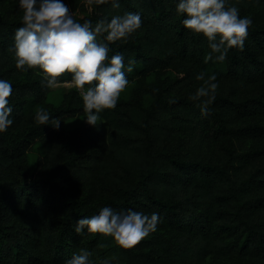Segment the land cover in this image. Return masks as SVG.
I'll return each instance as SVG.
<instances>
[{
	"label": "trees",
	"instance_id": "1",
	"mask_svg": "<svg viewBox=\"0 0 264 264\" xmlns=\"http://www.w3.org/2000/svg\"><path fill=\"white\" fill-rule=\"evenodd\" d=\"M119 2L93 0L81 22L140 12V29L109 42V56L122 52L126 66L134 62L129 84L172 68L186 74L147 102L117 101L95 126L68 129L65 122L85 114L80 92L66 89L59 103L49 102L52 87L41 83V70L16 67L23 9L18 0H0V78L13 86L14 121L0 132V264H64L81 248L97 264L103 257H115L113 264H264V153L235 146L264 143V0H229L253 23L243 50L233 46L222 62L205 61L207 39L185 28L177 0ZM199 72L219 82L207 116L190 98L203 83ZM58 80L72 82V74ZM39 108L61 117L59 129L35 120ZM84 185L104 199L93 203ZM104 205L158 212L160 222L131 248L102 233H75L79 218Z\"/></svg>",
	"mask_w": 264,
	"mask_h": 264
},
{
	"label": "clouds",
	"instance_id": "2",
	"mask_svg": "<svg viewBox=\"0 0 264 264\" xmlns=\"http://www.w3.org/2000/svg\"><path fill=\"white\" fill-rule=\"evenodd\" d=\"M93 0H89L91 4ZM98 4L109 0H95ZM119 8V0H110ZM23 9L22 25L14 32V57L21 71L39 68L46 87H55L63 73L72 74V83L80 91L84 103L86 122L95 126L104 109L115 108L120 94L129 84L128 72L133 71V61L127 66L122 52L109 56V42L125 41L142 26L140 12H125L92 20L77 19L65 0H18ZM176 12L184 16L182 24L194 33L202 34L210 51L205 61H224L233 47L243 50L249 26V16H241L240 9L229 0H177ZM203 83L191 95L202 116H207L216 99L217 75L204 72L196 74ZM87 85V87H85ZM13 86L0 78V132L13 124V108L9 97ZM40 124L50 123L59 129L61 117H53L46 108L35 112ZM160 214L137 211L132 208L116 210L110 205L99 208L96 214L79 218L74 231L77 234L102 233L114 238L122 248H131L156 230ZM92 252L81 248L64 264H97ZM115 257L99 258V264H113Z\"/></svg>",
	"mask_w": 264,
	"mask_h": 264
},
{
	"label": "rangeland",
	"instance_id": "3",
	"mask_svg": "<svg viewBox=\"0 0 264 264\" xmlns=\"http://www.w3.org/2000/svg\"><path fill=\"white\" fill-rule=\"evenodd\" d=\"M65 2L69 4L70 10L79 20H82L91 11V4H89V0H65ZM185 74L186 72L182 70L172 68L159 72L157 74H152L144 79H137L134 82L130 83L125 88V90L121 92L118 101L129 100L132 98L139 97L143 101L147 102L150 98H152L153 93H157L161 90L162 87H167L170 83L174 82L175 80L183 78ZM70 88L77 89L72 82L58 83L55 87H52L50 92L48 93V101L52 103H59L63 98L64 91ZM87 124L88 123L86 122L85 114H82L77 118L65 122L64 126L68 129H74L76 127L85 126ZM235 146L242 152L245 150L253 149L262 151L264 153V143L258 140H252L248 142L235 141ZM34 156H36L35 151L31 152L29 163L33 164V161L35 160ZM80 189L83 190L85 193L89 194L93 203H100L105 197L104 194L95 191L92 185L80 186ZM205 264L219 263L212 260H208Z\"/></svg>",
	"mask_w": 264,
	"mask_h": 264
}]
</instances>
